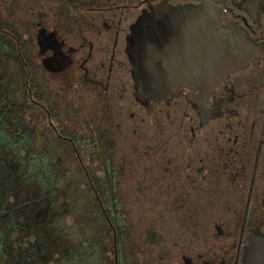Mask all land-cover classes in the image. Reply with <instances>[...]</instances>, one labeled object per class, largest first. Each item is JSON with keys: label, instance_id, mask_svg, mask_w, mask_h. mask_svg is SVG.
<instances>
[{"label": "flooded vegetation", "instance_id": "obj_1", "mask_svg": "<svg viewBox=\"0 0 264 264\" xmlns=\"http://www.w3.org/2000/svg\"><path fill=\"white\" fill-rule=\"evenodd\" d=\"M34 180L114 264L111 214L145 262L264 264V0H0V218Z\"/></svg>", "mask_w": 264, "mask_h": 264}, {"label": "trees", "instance_id": "obj_2", "mask_svg": "<svg viewBox=\"0 0 264 264\" xmlns=\"http://www.w3.org/2000/svg\"><path fill=\"white\" fill-rule=\"evenodd\" d=\"M31 170L28 164L20 163L23 176H29ZM33 185V199L20 203L9 214L2 211L0 264H114L111 232L92 198L75 193L80 184H74L71 196H63V183L53 180H34ZM110 217L118 232L117 263L152 264L138 257V244L126 247L123 215Z\"/></svg>", "mask_w": 264, "mask_h": 264}, {"label": "rangeland", "instance_id": "obj_3", "mask_svg": "<svg viewBox=\"0 0 264 264\" xmlns=\"http://www.w3.org/2000/svg\"><path fill=\"white\" fill-rule=\"evenodd\" d=\"M161 264H165V263H161Z\"/></svg>", "mask_w": 264, "mask_h": 264}]
</instances>
